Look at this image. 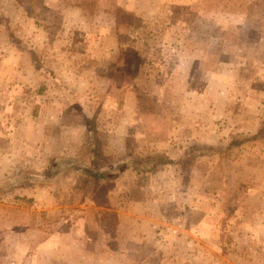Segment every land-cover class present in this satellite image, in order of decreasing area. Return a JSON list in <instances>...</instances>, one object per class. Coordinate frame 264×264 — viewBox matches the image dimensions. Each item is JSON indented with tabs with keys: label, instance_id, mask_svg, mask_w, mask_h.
Returning <instances> with one entry per match:
<instances>
[{
	"label": "rangeland",
	"instance_id": "rangeland-1",
	"mask_svg": "<svg viewBox=\"0 0 264 264\" xmlns=\"http://www.w3.org/2000/svg\"><path fill=\"white\" fill-rule=\"evenodd\" d=\"M263 126L264 0H0V264H264Z\"/></svg>",
	"mask_w": 264,
	"mask_h": 264
},
{
	"label": "trees",
	"instance_id": "trees-1",
	"mask_svg": "<svg viewBox=\"0 0 264 264\" xmlns=\"http://www.w3.org/2000/svg\"><path fill=\"white\" fill-rule=\"evenodd\" d=\"M264 134V126L261 128V129H259V131H258V133L256 134L257 136H262ZM97 164H95L94 165V168H95V170L96 171H98V169H97ZM94 178H96V179H106L102 174H100V172H95L94 173Z\"/></svg>",
	"mask_w": 264,
	"mask_h": 264
},
{
	"label": "crops",
	"instance_id": "crops-1",
	"mask_svg": "<svg viewBox=\"0 0 264 264\" xmlns=\"http://www.w3.org/2000/svg\"><path fill=\"white\" fill-rule=\"evenodd\" d=\"M264 198V197H263ZM262 211V212H261ZM260 213H262V215H264V208L262 207ZM259 213V214H260ZM258 223L256 224V227H257V230L260 231V230H264V223H262L260 220L257 221ZM91 242V240H90ZM93 242V241H92Z\"/></svg>",
	"mask_w": 264,
	"mask_h": 264
},
{
	"label": "built area",
	"instance_id": "built-area-1",
	"mask_svg": "<svg viewBox=\"0 0 264 264\" xmlns=\"http://www.w3.org/2000/svg\"><path fill=\"white\" fill-rule=\"evenodd\" d=\"M159 240L161 241L162 240V237H160Z\"/></svg>",
	"mask_w": 264,
	"mask_h": 264
}]
</instances>
